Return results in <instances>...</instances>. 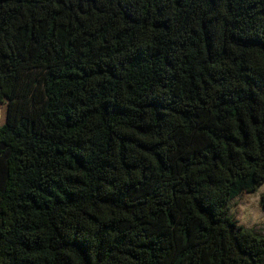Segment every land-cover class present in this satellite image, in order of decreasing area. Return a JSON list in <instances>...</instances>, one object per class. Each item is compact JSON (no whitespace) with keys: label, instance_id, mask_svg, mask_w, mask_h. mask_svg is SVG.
I'll return each mask as SVG.
<instances>
[{"label":"trees","instance_id":"obj_1","mask_svg":"<svg viewBox=\"0 0 264 264\" xmlns=\"http://www.w3.org/2000/svg\"><path fill=\"white\" fill-rule=\"evenodd\" d=\"M1 103L0 264H264V0H0Z\"/></svg>","mask_w":264,"mask_h":264},{"label":"rangeland","instance_id":"obj_2","mask_svg":"<svg viewBox=\"0 0 264 264\" xmlns=\"http://www.w3.org/2000/svg\"><path fill=\"white\" fill-rule=\"evenodd\" d=\"M7 120V103L0 104V125ZM264 193V184L251 193H244L233 200L232 212L235 217L248 227L264 230V207L261 196Z\"/></svg>","mask_w":264,"mask_h":264}]
</instances>
